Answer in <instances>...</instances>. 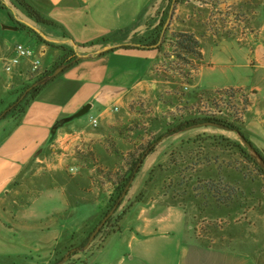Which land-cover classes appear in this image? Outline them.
Listing matches in <instances>:
<instances>
[{"label": "rangeland", "instance_id": "374dc122", "mask_svg": "<svg viewBox=\"0 0 264 264\" xmlns=\"http://www.w3.org/2000/svg\"><path fill=\"white\" fill-rule=\"evenodd\" d=\"M2 2L9 10L25 16L13 0ZM168 3L161 0L159 5L151 4L145 40L155 36V29L165 14L169 15ZM3 12L0 10L2 18H6ZM162 31L158 45L161 49L157 52L164 61L152 77L153 83L131 96L127 107L115 113L111 126L90 125L88 130L94 141L90 148L76 153L80 159L79 174L63 171L56 176L43 166L41 171L37 168L38 172L22 177L11 189L0 214L6 224L9 220L14 224L10 231L0 232V264H44L41 250L52 247L53 239L41 240L45 235L40 229L51 224L58 225L54 228L58 245L71 240L73 246L48 264L60 263L72 248L80 249L109 213L134 159L167 129L184 120L216 117L238 126L249 140L253 138V125L264 122V57L255 62L256 48L261 46L264 52V0H179L171 22ZM178 34L197 39L201 59L183 56L175 41ZM221 42L224 43L217 47ZM18 45L31 50L34 56L39 53L27 33L0 28V57ZM53 54L50 50L42 59L44 66L49 65ZM203 54L215 61L214 71L200 72L205 64ZM31 61L33 58L24 62L27 71ZM17 70L21 67L17 66L13 73ZM47 73L41 71L36 79L31 78L30 84L23 82L20 87L14 86L17 83L9 76L11 73H0V114ZM180 134L159 142L108 226L103 227L85 253L71 256L66 264L89 263L92 255L111 242V247L119 246L114 250L126 255V264H264V177L234 148L239 143L235 133L202 127ZM175 142H179L176 148L172 146ZM162 150L164 162L153 163ZM47 187H56L54 191L66 196L67 203L57 197L42 201L35 207L36 213L62 216L21 226L24 219L16 222L17 218L34 206ZM152 207L158 208L154 214L166 213L170 207L184 221L176 215L167 217L169 228L148 242L130 243L128 231L120 241L123 229L135 224L131 214L144 209L151 218ZM122 212L125 217L117 225V216ZM70 232L72 239L66 236Z\"/></svg>", "mask_w": 264, "mask_h": 264}, {"label": "crops", "instance_id": "0c3cea01", "mask_svg": "<svg viewBox=\"0 0 264 264\" xmlns=\"http://www.w3.org/2000/svg\"><path fill=\"white\" fill-rule=\"evenodd\" d=\"M27 1L45 19L57 24V27L38 26L36 29L28 18L7 8V11L3 12L6 18H2L0 14L1 30L13 33L22 32L15 26L16 23H21L39 31L48 43L57 42L72 51L71 44H75L77 46L75 52L81 56L94 54L106 47L119 48L124 45H137L149 31L146 24L152 16L151 4L159 5L161 2V0ZM9 15L13 17L15 24L11 22ZM64 35L68 39H63ZM34 42L39 47V53L35 54V57L39 58L41 62L40 72L52 71L64 59L65 54L61 50L49 48L35 40ZM224 42L219 43L217 47ZM50 50L54 53L53 58L49 65L45 64L44 66L42 59L46 58ZM255 51V62H259V57H264L263 48L259 46ZM12 52L13 50L0 57V73L7 76L9 74L3 71V62L11 56ZM209 59L206 54H203V63L205 64L200 71L201 73L207 70L214 71L217 68L214 65L215 61L210 57ZM163 61L162 55L157 51L123 50H114L81 61L78 65L61 74L53 83L47 85L39 96L31 102L22 116L18 119L9 118L4 122L6 124H0V212L6 206L5 201L9 197L11 189L22 177L38 172L37 168H40L41 171L44 166L48 173L56 176L62 174L63 171L70 173L69 169L71 168L74 169L71 174H79L78 171L81 170L80 159L76 153L79 150L90 148L94 141V135L88 130L91 129L89 120L91 118L97 119L100 125L111 126L115 113L127 107L131 96L136 92L143 91L149 84L153 83L152 77L159 70ZM39 74L28 77L27 70L22 66L21 70L12 72L9 76L12 77V80L16 79L17 85L14 86L20 87L19 85L23 82L30 84L31 78H37ZM253 127L255 129L250 130L253 132V138L250 141L264 156V122L255 124ZM193 130L184 132L180 136ZM178 144L179 142H175L172 146L176 148ZM163 151L155 156L153 163L164 162V158H161ZM148 160L145 161L140 173L144 170ZM136 179L132 183L133 185ZM55 188H45L34 206L24 212L23 216L18 217L16 222L24 219L21 226L28 227L30 223L42 221L46 223L55 216L61 217L62 214L49 217L46 215L39 216L35 211L39 202L56 199V197L61 203L68 200L66 196L56 193ZM80 193L82 194L79 190L78 195ZM157 209L153 207L150 209V213H153L151 218L147 217L149 211L144 209L131 214L136 219L134 226L124 228L119 236L122 237L123 233L128 231L131 234L130 243H138L148 242L154 237L163 235L160 234L163 232L162 229L169 228L167 226L169 225V218L167 217H172L176 213L167 207L166 213L157 212L154 214V211H158ZM176 216L184 221L183 216L179 214ZM160 217L166 219L162 221ZM8 222L10 223V220ZM8 222L6 224L0 214L1 233L10 231L14 223H10L9 226ZM165 225L166 227L163 228ZM57 226L51 224L47 225L45 230L40 229L41 233L45 235L41 240L48 239L50 241L53 239L52 247L50 246L46 251L41 250L42 253L44 252L42 258L44 264L57 259L63 250L73 246L71 240L66 245H58V237H54V228ZM89 226L92 227L90 224ZM73 232L67 233L66 236L72 239ZM123 239L124 236L120 238V241ZM111 244L114 243L111 242L109 246L106 244L105 249L94 256L91 253L90 256L92 255L93 260L85 264H126V255L114 250V247L118 248L119 246L111 247Z\"/></svg>", "mask_w": 264, "mask_h": 264}, {"label": "trees", "instance_id": "16d2710c", "mask_svg": "<svg viewBox=\"0 0 264 264\" xmlns=\"http://www.w3.org/2000/svg\"><path fill=\"white\" fill-rule=\"evenodd\" d=\"M168 2H169L168 3V9H170L173 4H175V5L179 4V0H175V2H174V0H168ZM13 3L19 9H21L22 12L25 14V16L29 20L34 22L37 26L49 27V28H56L57 27V24L45 19L39 13V11H37V9H35V7L30 5L26 0H13ZM0 10L1 11H7V8L5 7L2 0H0ZM168 17H169L168 13L165 14L163 20L158 25V27L155 29V34H154L155 36L152 38H149L148 40H145V39L141 40L137 44L140 47H135L133 45H124V46H120L119 48H116L114 50H116V51L117 50L137 51V52L159 51L161 49L160 46H158V47H156V46L159 43H161V41H162V34H163L162 30H164V28H165ZM9 19L11 20L12 23L15 24L12 16L9 15ZM15 25L17 26V28L20 31L27 33V35H29L37 43L43 44V45H45L49 48H52V49L61 50L65 54L64 59L61 62H59L52 69V71H50L47 74H45L44 76H42L41 79H43L44 77L52 75L54 70L60 66L65 67V70L63 72V73H65L66 71H68L69 69L73 68L74 66H76L80 63V61H77V54L74 51H72L71 49H68L67 47H64L61 45H54V44L48 43L47 41L44 40L43 34H41L39 31H36L35 29H32V28L25 26L24 24L16 23ZM63 39H68V38L66 37V35H64ZM175 39H176L175 41L177 42L176 43L177 48L181 51L183 56L184 55H193V56L197 57L198 59H201L202 54L200 52L199 42L197 41V39L193 35L178 34L175 37ZM114 50H112V51H114ZM112 51H110V52H112ZM178 58L181 59L182 61H185V58L182 56H179ZM57 78L53 79L50 83H53V81H55ZM34 85H35V83L33 85L29 86L28 88H26L24 90V92L20 95V97L18 98V100L15 104L12 107L10 106V108L5 113L0 114V122L7 120L8 118L18 119L20 116H22L24 114L25 110L31 104V102L34 101L47 86L46 85L44 87H38L37 88ZM206 124L212 125V126H217V127H223V128H226L229 132L238 134L248 145L251 146V148L254 150V152L257 155H259L260 158L264 161L263 154L242 133V130L238 126L234 125L233 123H227V122L221 121L220 119H218L216 117L198 118L195 120H187V121L184 120L183 122H180L178 124V126L174 127L173 129H167L166 132L161 137H159V139L154 140L151 144H149L146 148L143 149V151L139 154V156L136 159H134V162H133L132 166L130 167L129 177L126 179V181L122 185L119 186L120 188H118L117 194H116L117 197L112 202V206L109 208L108 212L112 211L113 209H116L115 210V213H116L117 210L121 207V205L123 203V200H121V198H122L123 194L125 193L126 188L135 180L136 176L139 174V172L142 168L144 161L147 159V157H149V155H151L154 152L155 148L157 147V145L159 144V142L163 138H169L172 136H176V135H178V134H180L186 130L193 129L197 126L206 125ZM222 140H223V142H225L229 145L231 144V142L227 139L222 138ZM233 146L235 149H237V151L240 152V155L245 157L251 164H253L257 168V170L260 172V174L264 177L263 171L251 159L247 150L243 146H241L239 143L234 144ZM115 213H114V215H115ZM107 214H109V213H106V216H107ZM112 217L107 221V223L104 227L108 226ZM124 217H125V212H122L120 215L117 216V220H116L117 225L123 221ZM102 230H104V228L101 229L99 234L102 233ZM117 233H120V230ZM87 243H88V241L86 240L85 243L82 244V247L80 249L84 248V246ZM80 249L77 250L75 248H72V249L68 250V253H71L70 255L73 257L76 254H78V251Z\"/></svg>", "mask_w": 264, "mask_h": 264}, {"label": "water", "instance_id": "95a60500", "mask_svg": "<svg viewBox=\"0 0 264 264\" xmlns=\"http://www.w3.org/2000/svg\"><path fill=\"white\" fill-rule=\"evenodd\" d=\"M175 2V0H174ZM174 8H175V4L172 5V7L170 8V12H169V19L167 20L166 22V25H165V28L169 25V23L171 22V19H172V16H173V13H174ZM37 31V30H36ZM164 33V32H163ZM162 37H163V34H162ZM50 43V42H49ZM50 44H54V45H60L59 43L57 42H52ZM72 47H73V51H77V46L75 44H71ZM160 45V43L158 44ZM158 45L156 47H158ZM133 46L135 47H140L139 45H136L134 44ZM117 47H106L94 54H88V55H84V56H81V55H78L77 54V61H86L88 59H91L93 58L94 56H100V55H103V54H106L114 49H116ZM76 53V52H75ZM65 70V67L64 66H60L58 67L57 69L54 70V72L52 73V75L50 76H47V77H44L43 79L39 80L38 82L35 83V87H44L46 85H48L53 79L59 77L61 74H63ZM202 127H213V128H216V129H221V130H225V131H228L226 128H223V127H217V126H212V125H201V126H197L193 129H200ZM193 129H189V130H186L184 132H187V131H190V130H193ZM183 133V132H182ZM237 136V140L239 141V144L241 146H243L249 156L251 157V159L257 164V166L263 171L264 173V161L260 158L259 155H257L254 150L251 148L250 145H248L238 134H235ZM130 188V185L126 188L125 190V193L123 194L121 200H124L126 195H127V192ZM115 210L116 209H113L112 211L109 212V214L102 220V222L100 223V225L96 228V230L91 234V236L89 237V240H88V243L84 246V248L80 249L78 252L79 253H85L91 246V244L94 242V240L96 239V237L98 236V234L100 233L101 229L104 227V225L106 224V222L114 215L115 213ZM71 253H68L66 254V256L63 258V260L58 263V264H66L68 263L69 259L71 258Z\"/></svg>", "mask_w": 264, "mask_h": 264}, {"label": "built area", "instance_id": "2783aa9c", "mask_svg": "<svg viewBox=\"0 0 264 264\" xmlns=\"http://www.w3.org/2000/svg\"><path fill=\"white\" fill-rule=\"evenodd\" d=\"M33 58V61L29 63V71L28 76L34 77L39 74L41 69V62L39 58L34 56V53L31 50L25 49L23 46L18 45L14 48L13 55L6 61L4 64V71L6 73H12L15 68L22 67L25 61L30 60ZM117 111V110H115ZM90 125L93 128L98 127V120L91 118L89 120ZM70 173L74 172V169H69Z\"/></svg>", "mask_w": 264, "mask_h": 264}]
</instances>
